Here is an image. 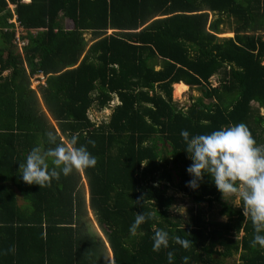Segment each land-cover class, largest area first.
<instances>
[{
	"label": "trees",
	"instance_id": "16d2710c",
	"mask_svg": "<svg viewBox=\"0 0 264 264\" xmlns=\"http://www.w3.org/2000/svg\"><path fill=\"white\" fill-rule=\"evenodd\" d=\"M220 16L233 19L232 36H216ZM37 74L44 84L32 89ZM171 84L200 96L182 109ZM262 106L264 0H0V264H168L170 251L173 264H264L251 221L210 175L186 186L192 161L181 136L244 123L264 145ZM48 132L57 143L76 137L96 166L50 187L25 184L19 164L33 147H55ZM166 189L217 217L172 219ZM143 213L151 218L132 235ZM160 229L169 247L153 252Z\"/></svg>",
	"mask_w": 264,
	"mask_h": 264
},
{
	"label": "clouds",
	"instance_id": "9594fccd",
	"mask_svg": "<svg viewBox=\"0 0 264 264\" xmlns=\"http://www.w3.org/2000/svg\"><path fill=\"white\" fill-rule=\"evenodd\" d=\"M46 135L48 143L55 147L46 150L40 146L33 147L26 161L19 164V173L25 184L39 185L41 189L50 187L52 180H59L61 174L67 177L96 166L97 158L85 146L77 147L76 137L57 143L56 134L48 132ZM181 136L188 158L192 161L187 168L192 179L186 186L196 190L204 174L210 175L223 198L237 197L236 206H242L245 220L251 221L254 229L251 247L259 245L264 248V235H261L264 233V145H257L244 123L191 137L188 131L182 130ZM150 218V214H136L130 227L131 234L135 235L137 229ZM172 239L184 250L193 245L189 239L179 236ZM152 241L153 252L167 249L169 233L163 229L156 230ZM15 251V246H12L4 254H14ZM167 259L168 264H173L174 253L168 252ZM182 260L183 264H188L189 257L185 256Z\"/></svg>",
	"mask_w": 264,
	"mask_h": 264
},
{
	"label": "rangeland",
	"instance_id": "374dc122",
	"mask_svg": "<svg viewBox=\"0 0 264 264\" xmlns=\"http://www.w3.org/2000/svg\"><path fill=\"white\" fill-rule=\"evenodd\" d=\"M211 13L209 15V18H214L216 16V14ZM222 22L219 24V28L221 30L220 33H217L216 36L219 38L222 37H229L231 36L233 33L231 31L232 27L234 26V21L231 17H226V16H220ZM85 37H87V33L84 34ZM158 66H155V68H157ZM38 77L37 75H33L30 78V88L32 89H37V85H35L36 82H38L36 80V78ZM212 83L215 84L214 80L211 81ZM200 96V91L197 90L194 87H186V89L184 91H182L179 95H176L173 93V84H171V97L172 100L177 104L178 107L180 108H184V105H187L191 100H193L195 97ZM116 102V99H114L113 101L109 102V106H111L113 103ZM253 105H255L254 102H252ZM110 110V107L107 108H103L99 111L93 110L91 113V118H93L95 121L99 120L101 117H104L105 114H107ZM258 112L261 115H264V106L259 107L258 108ZM166 193H171L173 196H175L176 200L175 202L169 207L168 209V214L172 219H180L182 222L188 221L190 214L194 213L197 210L201 211V214L205 217H212V218H216L217 216L215 215V212L213 209L208 208L204 203H199V204H194L192 203V201L185 195L181 194L178 191L175 190H170V189H166ZM223 198V195H222ZM224 199V198H223ZM226 200L229 203H232L234 206L237 205V197H233V196H229L226 198ZM242 209V206H236ZM220 219L224 220L225 216H221ZM240 235V233L238 234V236ZM230 260V259H229ZM236 262V261H234ZM231 261L226 262L225 264H230Z\"/></svg>",
	"mask_w": 264,
	"mask_h": 264
},
{
	"label": "built area",
	"instance_id": "2783aa9c",
	"mask_svg": "<svg viewBox=\"0 0 264 264\" xmlns=\"http://www.w3.org/2000/svg\"><path fill=\"white\" fill-rule=\"evenodd\" d=\"M20 1L21 2H27L29 0H20ZM11 21H14V17L11 19ZM20 35H21L20 28L17 27L16 34H15V36H16L15 41L17 42L18 48L22 47L26 43V39L25 38H20L19 37ZM38 83L43 84V78L42 77H40L39 82H36L35 84H38Z\"/></svg>",
	"mask_w": 264,
	"mask_h": 264
},
{
	"label": "crops",
	"instance_id": "0c3cea01",
	"mask_svg": "<svg viewBox=\"0 0 264 264\" xmlns=\"http://www.w3.org/2000/svg\"><path fill=\"white\" fill-rule=\"evenodd\" d=\"M8 6L11 8V7H13L14 5H12V4H8ZM3 73H5V71H3ZM38 84H40V83H38ZM43 84H44V81H43ZM42 84V85H43ZM187 86V85H186ZM188 87V86H187Z\"/></svg>",
	"mask_w": 264,
	"mask_h": 264
},
{
	"label": "bare ground",
	"instance_id": "6f19581e",
	"mask_svg": "<svg viewBox=\"0 0 264 264\" xmlns=\"http://www.w3.org/2000/svg\"><path fill=\"white\" fill-rule=\"evenodd\" d=\"M43 78V77H42ZM43 81H44V78H43ZM39 82V81H38Z\"/></svg>",
	"mask_w": 264,
	"mask_h": 264
},
{
	"label": "water",
	"instance_id": "95a60500",
	"mask_svg": "<svg viewBox=\"0 0 264 264\" xmlns=\"http://www.w3.org/2000/svg\"><path fill=\"white\" fill-rule=\"evenodd\" d=\"M182 83V82H181Z\"/></svg>",
	"mask_w": 264,
	"mask_h": 264
}]
</instances>
